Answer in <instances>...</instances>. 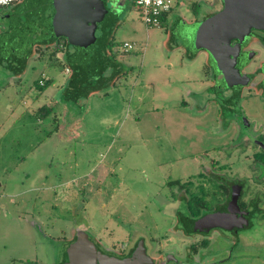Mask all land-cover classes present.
Here are the masks:
<instances>
[{
	"label": "rangeland",
	"instance_id": "374dc122",
	"mask_svg": "<svg viewBox=\"0 0 264 264\" xmlns=\"http://www.w3.org/2000/svg\"><path fill=\"white\" fill-rule=\"evenodd\" d=\"M105 3L116 16L97 31L100 41L74 58L85 67L81 83L68 88L69 59L53 56L56 43L39 47L19 74L0 55V264H64L65 240L77 228L105 247L144 237L152 254V239L181 228L172 210L185 213L183 203L173 204L180 183L214 193L218 181L238 182L246 196L264 192V163L247 148L264 138V97L238 102L240 116L219 112L208 54L194 44L201 23L222 9L219 0H177L152 28L135 0L119 9ZM11 19H0V42L10 41L3 35ZM126 42L135 45L130 53ZM44 78L51 81L41 89ZM44 107L50 113L43 116ZM101 167L107 180H96L106 172ZM256 216L258 240L264 225ZM224 234H213L198 263L218 262ZM174 237L171 253L186 262L183 235Z\"/></svg>",
	"mask_w": 264,
	"mask_h": 264
},
{
	"label": "flooded vegetation",
	"instance_id": "af4514ba",
	"mask_svg": "<svg viewBox=\"0 0 264 264\" xmlns=\"http://www.w3.org/2000/svg\"><path fill=\"white\" fill-rule=\"evenodd\" d=\"M219 4L223 9V0H219ZM220 9L219 12L222 10ZM228 55L230 58L227 59L226 63L221 62L220 67L222 69H219L217 73L215 71L216 67L208 55V63L211 66L212 76L215 81L213 86L209 87V90L218 89L219 112L222 108L226 107L228 111L234 110L236 111V115L240 116L241 112L238 102L264 97V31L252 30L251 34L244 40H232ZM256 61H258L259 65H256ZM224 70H228L227 73H230V80L233 83H237L235 86L227 84L223 73ZM235 72L240 73L242 78L235 75ZM256 78H259V80L255 81ZM246 88H249V90H246ZM214 99L216 100L215 97ZM247 148L254 151L253 157L256 161L259 162L260 160L264 163V138L259 140L252 139ZM211 164H217L216 166H218L219 160L212 159ZM178 183L180 182H170L169 185ZM193 187V183H189L186 188L181 183L179 184L178 189L180 193L177 196L174 195L173 204L183 203L185 213L182 214L174 208L172 210L175 212V215L173 212L172 214L177 218L178 227L181 226V228L177 231L172 230L158 239H152V254L144 237L129 242L126 246L119 245L115 248L116 246L113 245L112 247H105L102 242H97V240L92 239L87 233L81 231L82 229L77 228L71 235L72 237L65 240L68 246L65 252L64 264H71L68 252L69 248L77 242L81 235L86 236L95 245L99 257H106L104 261L107 262L106 264H202L198 263L199 261H196V258L211 247L213 243L212 239L217 238V236L213 237V234L217 233V231L227 233L221 237V246L222 248H227V250L223 251L222 249L221 258L218 262L214 261L215 263L264 264V238L257 240L252 235L255 233L254 230H256L252 220L256 214L258 215L256 219L260 218V220H257L259 221L258 224L264 225V192L259 191L260 197H256L254 193L246 196L244 194V186L238 182L226 185L218 181L216 186H214V193L207 192L205 186L202 188L197 186V191H191ZM234 191H240L238 199L239 211L230 208ZM193 201L196 202L194 206H197V209H192ZM193 213H197L198 217H194ZM219 213L230 215L232 219L230 218L229 224L224 227L218 224L216 227H211V224L203 223L206 216ZM245 221H248V224ZM174 233H181L183 235L184 239L182 242L184 247L181 250L184 251V248L186 250L187 254L184 257L186 262L181 263L180 258L173 256L174 251L173 254L171 253V248L175 241ZM234 253H240L242 257L232 256ZM167 254L171 255L165 258ZM72 257L74 261L77 258V254L74 253ZM170 257L172 259H169ZM236 258L239 260L238 263L234 262ZM100 261L101 259L99 260V264L101 263ZM215 263L208 261L205 264Z\"/></svg>",
	"mask_w": 264,
	"mask_h": 264
},
{
	"label": "water",
	"instance_id": "95a60500",
	"mask_svg": "<svg viewBox=\"0 0 264 264\" xmlns=\"http://www.w3.org/2000/svg\"><path fill=\"white\" fill-rule=\"evenodd\" d=\"M115 9L121 6V0H108ZM223 9L205 19L195 33L197 50L206 51L215 63L217 71L222 69L221 62L229 59L231 42L234 39L244 40L252 30L264 31V0H223ZM47 33L50 38H65L70 56L74 59L82 58L87 51L101 39L97 31L106 27L104 21L113 14L107 8L105 0H46ZM73 49V50H72ZM96 54L94 62H98ZM212 62V61H211ZM85 68V67H84ZM83 68V69H84ZM71 70V77L73 70ZM229 70V69H228ZM224 70V77L229 86L237 83L230 80V73ZM233 74L234 71L232 70ZM232 74V73H231ZM232 74V75H233ZM239 78L240 73L235 72ZM232 79V78H231ZM240 191H234L231 207L239 211L238 199ZM229 214H211L205 217L203 223L211 227L229 224ZM202 222V221H201ZM248 224V221H245ZM218 224V225H217ZM71 264H106V257H99L95 245L84 235L69 248ZM77 258L73 261V254ZM100 258V259H99Z\"/></svg>",
	"mask_w": 264,
	"mask_h": 264
},
{
	"label": "trees",
	"instance_id": "16d2710c",
	"mask_svg": "<svg viewBox=\"0 0 264 264\" xmlns=\"http://www.w3.org/2000/svg\"><path fill=\"white\" fill-rule=\"evenodd\" d=\"M45 2L46 0H23L20 4L0 10V19L10 18V20H12L11 18H14L13 28L5 32L7 36L3 35V37L10 40L9 43H5V40L0 42L1 59L4 60V56H6L7 58H5V60L9 63V68H11L14 73L19 74L24 71L29 57L36 54L39 47L48 48L51 47L52 44L56 43L57 47L54 50L53 56L59 52H64V57H61L60 61L65 58V55H67L69 65H66L65 70L68 67L73 70L71 81H69L70 83L68 84V88H70L73 84H76L80 80L79 75L81 73H79V71L82 72L84 67L74 63L75 60L70 56L67 50V41L65 38H62L64 43H57L59 38L49 37L47 33L48 23L46 21L48 9L45 8ZM3 10H7V12H2ZM32 15H35L36 18L33 19L34 16ZM168 15H164L162 17L163 22L167 20ZM195 33L196 32L193 34L194 41ZM25 40H28L27 44H25ZM195 55L196 54L191 55V58H194ZM49 58L50 62L55 61L54 58ZM211 61L215 64L212 59ZM215 71L216 73L219 72L216 68ZM50 81L46 80L43 86L40 85L39 81L40 88H46ZM79 83L81 82L79 81ZM39 111V113L44 116L50 113V108L44 107ZM192 203V209H197L198 207L194 206L196 202L193 201ZM193 215L194 217H198L197 213H193Z\"/></svg>",
	"mask_w": 264,
	"mask_h": 264
},
{
	"label": "built area",
	"instance_id": "2783aa9c",
	"mask_svg": "<svg viewBox=\"0 0 264 264\" xmlns=\"http://www.w3.org/2000/svg\"><path fill=\"white\" fill-rule=\"evenodd\" d=\"M23 0H0V10L6 7L20 4ZM177 0H135V5L140 12L142 20L147 27H159L163 24L162 17L172 12ZM135 48L134 44L124 43L123 49L125 53H130ZM68 67L66 73H70ZM45 78L40 80V85H44Z\"/></svg>",
	"mask_w": 264,
	"mask_h": 264
},
{
	"label": "crops",
	"instance_id": "0c3cea01",
	"mask_svg": "<svg viewBox=\"0 0 264 264\" xmlns=\"http://www.w3.org/2000/svg\"><path fill=\"white\" fill-rule=\"evenodd\" d=\"M121 4L122 3H124V0H121V2H120ZM119 9V8H118ZM116 16V14H113V17H115ZM165 22V21H164ZM188 55V54H187ZM196 56H197V54L195 55V57L194 58H196ZM62 57H64V56H62ZM188 57H189V59H194V58H191V56L190 55H188ZM68 66V65H67ZM71 76V75H70ZM100 169H102V170H106L105 169V167H101ZM107 176H108V171L106 170V172H104L103 174H102V177L101 176H99L98 177V179H96V180H100V179H102L103 178V180H107ZM100 178V179H99ZM96 180H94V182H96ZM94 184H97V183H94Z\"/></svg>",
	"mask_w": 264,
	"mask_h": 264
}]
</instances>
